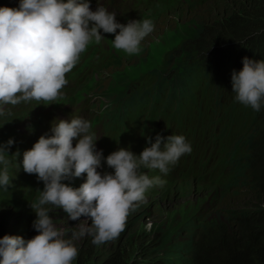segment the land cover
Instances as JSON below:
<instances>
[{
  "label": "clouds",
  "instance_id": "obj_1",
  "mask_svg": "<svg viewBox=\"0 0 264 264\" xmlns=\"http://www.w3.org/2000/svg\"><path fill=\"white\" fill-rule=\"evenodd\" d=\"M101 30L115 35L112 44L117 51L139 55L154 23L143 19L120 24L116 14L103 6L92 11L89 0H21L18 9L0 7V117L11 115L6 105L60 98L68 83L66 74L79 63L81 54L92 42L104 40ZM242 63L241 71L233 70L228 89L216 94L204 86L203 92L193 91L192 82L179 103L192 100L200 120L188 124L180 118L168 137L157 134L155 143L149 138L150 147L142 152L139 147L136 154L119 148L105 158L96 149L98 139L90 134L88 120L54 121L51 135H42L22 159L23 171L35 174L44 184L38 198L29 203L36 216L32 227L38 234L25 240L16 236L24 235L17 229L15 236L0 238V264H73L79 254L75 241L90 236L99 246L118 238L128 216L146 202L145 193L152 187L160 190L166 183L174 189L197 185L193 197L204 190L210 202L204 215L222 205L224 190L234 183L237 141L247 120L243 105L260 111L264 102V60L245 57ZM218 94L231 96L228 113L217 108ZM175 98L167 96L169 101ZM13 144L10 139L0 146L4 166L0 188L4 190L13 186L6 151ZM19 156L17 150L11 157ZM104 163L113 172L98 171ZM66 180H72L75 188L63 183ZM53 207L62 209L71 221L90 218L91 225L84 219L75 227L58 226L50 215Z\"/></svg>",
  "mask_w": 264,
  "mask_h": 264
},
{
  "label": "trees",
  "instance_id": "obj_2",
  "mask_svg": "<svg viewBox=\"0 0 264 264\" xmlns=\"http://www.w3.org/2000/svg\"><path fill=\"white\" fill-rule=\"evenodd\" d=\"M11 1L0 0L3 5ZM198 1L201 2L199 7L187 5L186 14H194L183 24H197L198 30L190 40L177 38L181 45L169 53L163 64H170V59L175 56L179 59L178 65L186 62L192 65L187 64L178 74L168 70L153 72L151 78H156L157 82L152 91L135 93L130 101L120 102V105L116 102L118 108L115 111L105 112L108 121L111 117L113 121L120 120L127 108L137 102L143 107L149 98L159 99L163 93L183 97L195 81L200 80L206 90L216 94L219 90L228 89L233 70L239 72L243 68V58L264 60V3L260 0H218L211 6L215 12H210L211 7L205 3L209 4L212 0ZM173 10L160 9L152 17L155 20L164 18L165 13L174 16L177 11ZM153 23L155 32L157 24ZM215 55L228 56L224 65L213 59ZM186 58L190 59L186 61ZM110 64H104L102 70L105 71ZM120 91L126 93V86H122ZM121 107L122 111L112 116ZM243 107L247 120L243 122L237 141L234 183L229 185L232 189L229 201L239 198L251 205L255 200L258 205L238 211L213 206L210 214H218L221 210L222 218L217 216L207 220L203 217L188 222L177 235L171 237L142 238L137 244L127 246L117 243L99 264H264V209L259 208L260 202H264V102L260 111L250 106ZM8 128L0 139L3 143L16 136ZM224 201L225 198L222 204ZM16 236L24 237L20 234ZM88 261L90 258L78 256L76 264Z\"/></svg>",
  "mask_w": 264,
  "mask_h": 264
},
{
  "label": "rangeland",
  "instance_id": "obj_3",
  "mask_svg": "<svg viewBox=\"0 0 264 264\" xmlns=\"http://www.w3.org/2000/svg\"><path fill=\"white\" fill-rule=\"evenodd\" d=\"M180 1L182 2L184 0ZM217 1L218 0H212L209 4L207 3L206 6L211 7L215 5ZM260 2L264 3V0H260ZM212 7L210 8V12H215ZM175 11L177 12H174V16L165 13L163 15L164 18L154 20L157 27L155 28V32L150 33L141 42L140 57H138L139 55H133L132 58L128 59L130 55H127L123 51H118L117 60L115 59L103 73V70H101V73L97 76V79H102L103 82L97 84L99 87L92 86L90 92L86 94V96L94 97L96 104L100 101L102 104L107 105V101L112 102L114 100L113 103L119 102L120 105V102L130 101L135 93L141 94L145 91H150L152 86L157 82L156 78L154 80L151 78L153 72L171 70L176 72L175 74H178L187 64L192 65V63L189 62L183 63L190 58H186L182 62L183 64L178 65L179 59L175 56L170 59V64L166 66L163 65L167 61L169 53L176 51L181 45L177 38L183 41L190 40L195 31L198 30L197 24L183 26L184 21H187L194 12L186 14L178 9ZM178 25H180V27H178ZM174 29H176L175 32ZM101 35L104 37L102 30ZM95 45L104 46L102 41ZM227 58L228 56L219 57L215 55L213 59L221 65H224ZM254 59L255 58L251 60ZM228 81H231V79ZM122 86H126V93L120 91ZM192 90L203 92L204 87L201 82H195L192 85ZM162 96L166 98L168 94L163 93ZM230 97V95L218 94L216 101L217 108L228 113V108L232 100ZM22 105L23 102L15 106H4L7 110H10L11 115L0 117V139L6 133L8 126L9 131H14L16 133L14 138L18 139V132L20 136L26 133L25 126L28 124L27 120L35 113V110L32 108L33 106L22 109ZM100 111L101 109L94 110L88 115L89 119H92L93 115L100 116ZM88 116L86 118H88ZM21 131L23 132L21 133ZM95 132L97 133L98 139V151L102 150L105 158L111 154V151L113 153L118 150L116 135L111 127L104 126V120L100 119L97 124H95ZM14 138H12L14 141L13 145L16 147ZM9 140L10 139L6 140L4 143L0 140V146H6ZM99 140L101 142H99ZM101 143H104V146ZM6 151L9 155L7 158L10 160L8 174L13 186L8 190L0 188V238H3L5 235L15 236L13 234L14 230L16 231L21 228V230L24 231L23 239L30 240L38 233L32 227V222L36 219V216L30 208L29 203H32L38 198V191H43L44 184L31 183L25 172L21 173V177H26V181L14 182L13 179L17 176V173H15L17 170L16 167L20 161L19 158L11 157L12 153H9L8 149H6ZM16 151L15 149V152ZM103 166L108 169L106 163L103 164ZM3 167V165H0V171L3 170ZM141 171L144 172V169L141 168ZM63 183L73 188L76 186L72 180L63 181ZM168 185L169 184L166 183L160 190L152 187L145 193L146 202L140 203L137 210L128 216L125 230L118 238L99 246L92 243V237L90 236L75 241L74 243L79 249L78 256L90 258V261L86 264H99L109 254V249L114 247L117 243L127 246L128 244H137V241H140L142 238H155L159 236L171 237L177 235L185 227L186 223L193 222L192 219L206 217L208 220L212 217H223L221 210L218 211V214H210L209 210L208 215H204L205 209L210 204L208 199H206L207 194L204 190H199L201 191L199 196L196 195L192 197V208H189L187 203L181 205L180 202L183 198L193 196L191 192L199 188L197 185H187L186 189H174ZM230 190V188L224 190L226 192L224 193L225 201L222 205H218V208L225 210L233 208L231 210L238 211L245 207L252 208L258 205L255 200L251 205L241 201L239 198L229 201ZM259 208L264 209V202H260ZM50 215L58 226L75 227L84 219H88L89 226L91 225L90 218L81 217L78 221H71L68 220L67 214L62 209H56L54 207ZM65 238H70V234L65 236ZM76 263L77 259L74 261V264Z\"/></svg>",
  "mask_w": 264,
  "mask_h": 264
},
{
  "label": "bare ground",
  "instance_id": "obj_4",
  "mask_svg": "<svg viewBox=\"0 0 264 264\" xmlns=\"http://www.w3.org/2000/svg\"><path fill=\"white\" fill-rule=\"evenodd\" d=\"M205 4H207V3H205ZM204 4V5H205ZM126 10V12H129V13H133L136 9L133 7V6H126V7H123V10ZM158 23V22H157ZM160 24V23H159ZM156 26V25H155ZM160 28V27H159ZM181 48V47H180ZM171 71V70H170ZM88 118H89V116H88ZM24 123V122H23ZM26 124V123H25ZM25 126V125H24ZM26 127V126H25ZM22 130V129H21ZM24 130V129H23ZM23 131H21V133H22ZM25 132V131H24ZM16 134V133H15ZM102 140V139H101ZM103 141V140H102ZM99 142H101L100 140H99ZM102 144V143H101ZM103 146H104V143L102 144ZM106 150V149H105ZM110 153H112V151L110 152ZM108 154V153H107ZM105 156V155H104ZM105 164V163H104ZM109 169V168H108ZM192 197L193 196H189V197H186V198H183L182 199V201L180 202L181 203V205H184L185 203H187L188 204V207L189 208H192L193 207V205L191 204V201H192ZM238 199V198H237Z\"/></svg>",
  "mask_w": 264,
  "mask_h": 264
}]
</instances>
